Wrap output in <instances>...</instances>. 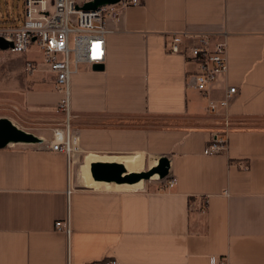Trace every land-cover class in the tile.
<instances>
[{"label": "crops", "instance_id": "0c3cea01", "mask_svg": "<svg viewBox=\"0 0 264 264\" xmlns=\"http://www.w3.org/2000/svg\"><path fill=\"white\" fill-rule=\"evenodd\" d=\"M107 26L104 70L81 65L70 81L75 162L45 148L63 95L39 50L27 52L33 73L24 65L0 82V118L42 140L0 149V264H264V0H143ZM184 33L227 44L209 97L189 86L195 65L170 51ZM230 87L228 108L210 114ZM214 132L228 148L206 155ZM129 157L142 170L173 158L175 187L93 179L92 164ZM67 220L69 235L56 227Z\"/></svg>", "mask_w": 264, "mask_h": 264}, {"label": "built area", "instance_id": "2783aa9c", "mask_svg": "<svg viewBox=\"0 0 264 264\" xmlns=\"http://www.w3.org/2000/svg\"><path fill=\"white\" fill-rule=\"evenodd\" d=\"M94 0H23V14L13 24L0 26V38L12 46L1 52L25 54L36 47L43 56V64L55 80L63 97L57 106V112L64 116V121L57 124L52 132V140L45 146L53 152L67 157L68 164L75 162L81 153L79 133L72 128L70 105V81L72 75L81 65L91 67L104 64L106 61V36L110 32L109 20H117L128 8L139 6L143 0H120L113 5H106L97 10L85 11L82 7ZM199 39V43L189 47L186 42ZM170 51L183 53L195 70L189 76V86L209 97L213 84L221 75L227 73V44L225 41L213 43L209 35L192 36L177 34L171 38ZM26 70L33 73L36 64L26 62ZM238 94L236 87L226 90L224 97L210 100L208 112L219 114L228 108L230 101ZM228 139L224 132H214L206 155H219L226 152ZM240 167L246 168L245 164ZM176 178L169 175L163 179L161 191L175 187ZM71 193V189L68 190ZM58 230L70 234V224L57 222ZM101 264H118L117 260H106ZM219 264H229L223 259Z\"/></svg>", "mask_w": 264, "mask_h": 264}, {"label": "water", "instance_id": "95a60500", "mask_svg": "<svg viewBox=\"0 0 264 264\" xmlns=\"http://www.w3.org/2000/svg\"><path fill=\"white\" fill-rule=\"evenodd\" d=\"M120 0H94L85 4L82 9L85 11L97 10L106 5H113ZM12 46L0 38V49L6 51ZM93 70L102 71L104 65L99 64L93 66ZM42 140L32 133L26 132L18 128L8 118H0V149L7 148L12 144H41ZM174 159L171 157H162L158 160V164L150 167L147 171L128 172L124 164H104L97 163L91 165V174L95 181L134 185L140 181L152 180L157 173H163L164 177L172 174Z\"/></svg>", "mask_w": 264, "mask_h": 264}, {"label": "rangeland", "instance_id": "374dc122", "mask_svg": "<svg viewBox=\"0 0 264 264\" xmlns=\"http://www.w3.org/2000/svg\"><path fill=\"white\" fill-rule=\"evenodd\" d=\"M9 12L11 15L23 14V0H0V14ZM37 56H41V52L36 53ZM34 56L32 53L15 54L11 52L0 53V82L13 84L17 81L18 77L22 73V67L26 65V60L31 59ZM14 82V83H15ZM9 87V86H8ZM11 87V86H10ZM150 160L146 161V164L142 171H147L150 165ZM84 164L80 167L81 178L85 177ZM145 181L147 184H161L162 180H149Z\"/></svg>", "mask_w": 264, "mask_h": 264}, {"label": "bare ground", "instance_id": "6f19581e", "mask_svg": "<svg viewBox=\"0 0 264 264\" xmlns=\"http://www.w3.org/2000/svg\"><path fill=\"white\" fill-rule=\"evenodd\" d=\"M91 160H92L91 158L87 159V164H86V166H88V168H89V171L87 173V180L88 181L91 178V174H90V162H91ZM106 160H110L111 162L112 161H117V162L119 161L117 158L106 159ZM120 160L121 161H119V162H122L125 165V167L128 170V172H141L142 171V161H141V159L134 158V157H129V158H123V159H120ZM151 167H154V166H151ZM165 177H164L163 173H157V174H155L152 177V180H162ZM144 183H145V181H140L139 183L134 184V185L125 184V185H121L119 187H121L124 190H136V189H141L144 186Z\"/></svg>", "mask_w": 264, "mask_h": 264}, {"label": "trees", "instance_id": "16d2710c", "mask_svg": "<svg viewBox=\"0 0 264 264\" xmlns=\"http://www.w3.org/2000/svg\"><path fill=\"white\" fill-rule=\"evenodd\" d=\"M20 16H21L20 14L11 15L9 12L1 13L0 14V26L13 24L15 22V19Z\"/></svg>", "mask_w": 264, "mask_h": 264}]
</instances>
